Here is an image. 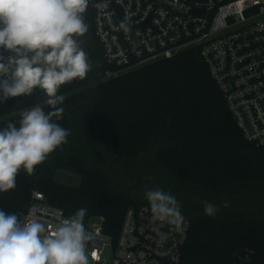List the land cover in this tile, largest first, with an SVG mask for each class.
<instances>
[{
    "label": "trees",
    "instance_id": "obj_1",
    "mask_svg": "<svg viewBox=\"0 0 264 264\" xmlns=\"http://www.w3.org/2000/svg\"><path fill=\"white\" fill-rule=\"evenodd\" d=\"M84 16L89 31L79 39L91 70L58 91L67 143L33 175L21 170L16 188L0 193V209L19 218L40 191L68 216L81 207L84 221L103 216L117 236L126 210L161 189L191 220L180 264H264V150L244 138L200 49L107 78L92 3ZM45 99L39 91L0 102V128L37 104L51 110ZM64 172L74 180L63 181Z\"/></svg>",
    "mask_w": 264,
    "mask_h": 264
},
{
    "label": "built area",
    "instance_id": "obj_2",
    "mask_svg": "<svg viewBox=\"0 0 264 264\" xmlns=\"http://www.w3.org/2000/svg\"><path fill=\"white\" fill-rule=\"evenodd\" d=\"M89 2L94 5V32L109 67L107 78L197 47L244 138L264 150V0ZM125 17L131 20L127 33L117 29ZM10 55L0 48L4 62ZM12 98L16 97L8 99ZM182 215L184 222L177 229L153 222L149 204L130 206L117 236L106 231L103 216L90 217L84 221L93 236L86 249L89 264H180L191 229L190 218ZM68 217L48 203L44 193L33 191L28 210L18 220L39 219L51 228ZM159 233L166 237L161 239ZM107 249L112 250L109 261L104 257Z\"/></svg>",
    "mask_w": 264,
    "mask_h": 264
},
{
    "label": "clouds",
    "instance_id": "obj_3",
    "mask_svg": "<svg viewBox=\"0 0 264 264\" xmlns=\"http://www.w3.org/2000/svg\"><path fill=\"white\" fill-rule=\"evenodd\" d=\"M88 6L89 0H0V48L11 53L6 62L0 56V102L30 96L38 89L51 109L45 112L39 104L23 109L18 125L8 121L0 128V193L16 188L21 170L33 175L37 165L67 143L70 131L57 123L64 111L58 107L64 101L58 91L74 79L83 80L91 70L79 39L89 31L84 16ZM130 28V17L117 25L125 33ZM145 198L153 222L180 229L184 217L174 196L152 189ZM217 211L205 202L206 215L215 216ZM87 213L81 207L48 228L39 219L22 223L15 213L0 209V264H89L86 249L93 236L84 225Z\"/></svg>",
    "mask_w": 264,
    "mask_h": 264
},
{
    "label": "rangeland",
    "instance_id": "obj_4",
    "mask_svg": "<svg viewBox=\"0 0 264 264\" xmlns=\"http://www.w3.org/2000/svg\"><path fill=\"white\" fill-rule=\"evenodd\" d=\"M60 178L63 180V181H70L73 177L70 176L68 173H61L60 175ZM106 261H109V259L112 257V250L110 249H107L106 252H105V255H104Z\"/></svg>",
    "mask_w": 264,
    "mask_h": 264
},
{
    "label": "water",
    "instance_id": "obj_5",
    "mask_svg": "<svg viewBox=\"0 0 264 264\" xmlns=\"http://www.w3.org/2000/svg\"><path fill=\"white\" fill-rule=\"evenodd\" d=\"M71 180H74V178H72ZM77 182H78V180H77Z\"/></svg>",
    "mask_w": 264,
    "mask_h": 264
}]
</instances>
